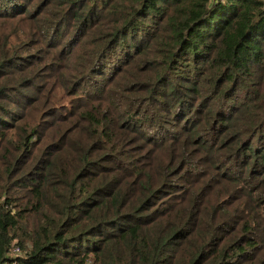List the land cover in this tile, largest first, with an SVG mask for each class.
<instances>
[{"label": "trees", "instance_id": "16d2710c", "mask_svg": "<svg viewBox=\"0 0 264 264\" xmlns=\"http://www.w3.org/2000/svg\"><path fill=\"white\" fill-rule=\"evenodd\" d=\"M11 262L264 264V0H0Z\"/></svg>", "mask_w": 264, "mask_h": 264}, {"label": "built area", "instance_id": "2783aa9c", "mask_svg": "<svg viewBox=\"0 0 264 264\" xmlns=\"http://www.w3.org/2000/svg\"><path fill=\"white\" fill-rule=\"evenodd\" d=\"M17 251H18L17 248L14 247V248L9 252L8 255L15 256V254H16ZM10 264H15V262H11Z\"/></svg>", "mask_w": 264, "mask_h": 264}]
</instances>
